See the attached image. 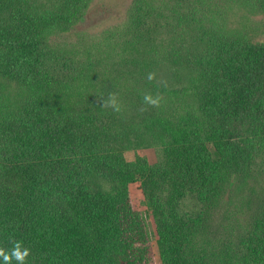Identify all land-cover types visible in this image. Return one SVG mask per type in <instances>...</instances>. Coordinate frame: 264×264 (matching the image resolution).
<instances>
[{"label": "trees", "instance_id": "1", "mask_svg": "<svg viewBox=\"0 0 264 264\" xmlns=\"http://www.w3.org/2000/svg\"><path fill=\"white\" fill-rule=\"evenodd\" d=\"M88 1L0 0V248L19 242L25 264H152L154 248L158 264H264V41L247 21L264 0H132L120 62L138 69L113 86L53 58ZM146 94L160 103L137 111Z\"/></svg>", "mask_w": 264, "mask_h": 264}, {"label": "rangeland", "instance_id": "2", "mask_svg": "<svg viewBox=\"0 0 264 264\" xmlns=\"http://www.w3.org/2000/svg\"><path fill=\"white\" fill-rule=\"evenodd\" d=\"M43 1L49 3L48 1L50 0ZM131 2L132 0H89L88 5L84 8V16L78 24L69 31L67 30L51 37L50 43L55 47L56 51V53H53V58L54 61H57V65L61 66L62 73L66 75L72 72L75 73L74 69L80 62H83L87 63V65L81 66L80 70L88 66L97 75L100 76L101 74L105 75L107 79H113L112 86L114 81L118 80V74L115 73L120 72L121 69L129 71V73L132 72L128 79L129 81L134 79L138 67L122 68L123 65L120 62L122 40L125 38L123 27ZM247 21L250 24V28H252L253 37L258 41H264V15L247 18ZM120 80L123 82L125 75L120 74ZM150 84L145 86V92L147 93L156 91ZM160 95L165 96L166 92L161 90ZM132 97L137 98L134 95ZM132 101L129 103H132ZM138 102L137 111H139V107L143 108L146 105L144 100ZM138 153L149 163L156 162L154 147H144ZM126 157L132 159L133 153L126 154ZM130 196L133 207L146 213L143 195L137 184L130 186ZM188 208L192 210L193 204L190 203ZM155 256L157 255L154 248L152 264H158Z\"/></svg>", "mask_w": 264, "mask_h": 264}, {"label": "clouds", "instance_id": "3", "mask_svg": "<svg viewBox=\"0 0 264 264\" xmlns=\"http://www.w3.org/2000/svg\"><path fill=\"white\" fill-rule=\"evenodd\" d=\"M154 74L149 73L148 79H153ZM144 101L147 104L150 105H158L160 103L159 97H153L151 94H146L144 96ZM107 104L108 106H111L114 111L119 112L120 111V104L115 96V94H112L109 96V98L105 101H103V105ZM30 250L27 248L21 247V244L17 242L13 249L10 251L5 250L4 248H0V264H10L12 259H15L19 264H25V258L29 256Z\"/></svg>", "mask_w": 264, "mask_h": 264}]
</instances>
